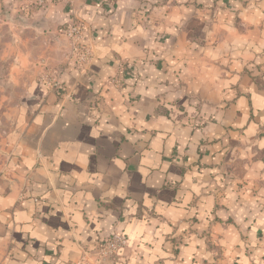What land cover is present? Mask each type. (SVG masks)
I'll list each match as a JSON object with an SVG mask.
<instances>
[{"label": "crops", "instance_id": "crops-1", "mask_svg": "<svg viewBox=\"0 0 264 264\" xmlns=\"http://www.w3.org/2000/svg\"><path fill=\"white\" fill-rule=\"evenodd\" d=\"M116 231L108 264H264V0H0V264Z\"/></svg>", "mask_w": 264, "mask_h": 264}, {"label": "built area", "instance_id": "built-area-1", "mask_svg": "<svg viewBox=\"0 0 264 264\" xmlns=\"http://www.w3.org/2000/svg\"><path fill=\"white\" fill-rule=\"evenodd\" d=\"M60 34L65 37L69 45L68 57L78 69H84L93 59L92 47L83 42L85 25L79 18L71 20L65 27L60 29ZM113 82L122 85L120 77H115ZM53 85H58V79L53 77ZM127 236L122 232H114L106 237L98 246L94 260L97 264H108L127 245ZM94 262V263H95Z\"/></svg>", "mask_w": 264, "mask_h": 264}, {"label": "rangeland", "instance_id": "rangeland-1", "mask_svg": "<svg viewBox=\"0 0 264 264\" xmlns=\"http://www.w3.org/2000/svg\"><path fill=\"white\" fill-rule=\"evenodd\" d=\"M139 1H143V2H147V3H151V4H153L154 1H156V0H139ZM158 1L160 2V1H162V0H158Z\"/></svg>", "mask_w": 264, "mask_h": 264}, {"label": "water", "instance_id": "water-1", "mask_svg": "<svg viewBox=\"0 0 264 264\" xmlns=\"http://www.w3.org/2000/svg\"><path fill=\"white\" fill-rule=\"evenodd\" d=\"M61 43V42H60ZM61 44H63V43H61Z\"/></svg>", "mask_w": 264, "mask_h": 264}]
</instances>
